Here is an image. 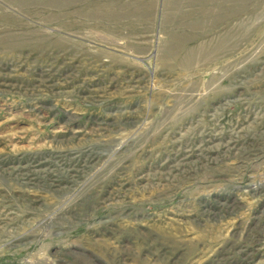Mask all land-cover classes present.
I'll return each mask as SVG.
<instances>
[{
    "label": "rangeland",
    "instance_id": "obj_1",
    "mask_svg": "<svg viewBox=\"0 0 264 264\" xmlns=\"http://www.w3.org/2000/svg\"><path fill=\"white\" fill-rule=\"evenodd\" d=\"M0 264H264V0H0Z\"/></svg>",
    "mask_w": 264,
    "mask_h": 264
},
{
    "label": "bare ground",
    "instance_id": "obj_2",
    "mask_svg": "<svg viewBox=\"0 0 264 264\" xmlns=\"http://www.w3.org/2000/svg\"><path fill=\"white\" fill-rule=\"evenodd\" d=\"M220 39V38H219Z\"/></svg>",
    "mask_w": 264,
    "mask_h": 264
}]
</instances>
